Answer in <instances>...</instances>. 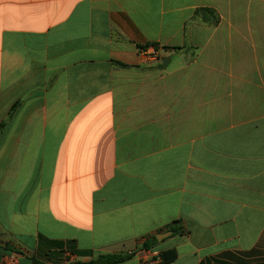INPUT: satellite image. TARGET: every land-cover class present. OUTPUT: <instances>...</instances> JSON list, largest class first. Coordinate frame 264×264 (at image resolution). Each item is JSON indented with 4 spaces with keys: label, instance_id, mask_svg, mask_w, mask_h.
I'll use <instances>...</instances> for the list:
<instances>
[{
    "label": "crops",
    "instance_id": "1",
    "mask_svg": "<svg viewBox=\"0 0 264 264\" xmlns=\"http://www.w3.org/2000/svg\"><path fill=\"white\" fill-rule=\"evenodd\" d=\"M170 251L264 264V0H0V264Z\"/></svg>",
    "mask_w": 264,
    "mask_h": 264
},
{
    "label": "trees",
    "instance_id": "2",
    "mask_svg": "<svg viewBox=\"0 0 264 264\" xmlns=\"http://www.w3.org/2000/svg\"><path fill=\"white\" fill-rule=\"evenodd\" d=\"M213 13L212 10L210 9H201L197 12V14H201V16L203 17L204 20L208 21V14ZM155 48H157V45L153 44ZM147 48V47H145ZM119 65L125 66L124 64H120ZM157 243V239L153 238L152 243L150 244L149 242H146L143 245L144 249H149L150 247H152L153 245H155ZM90 255V253L88 252H83L82 254H79V256H88ZM134 256L133 253L131 254H115V255H99L97 256L95 259H92L89 263L87 264H119L122 262H125L129 259H131ZM160 261L158 264H168L170 262H172L175 258H176V253L174 251H170V252H165L159 255ZM35 264H43L41 262H35Z\"/></svg>",
    "mask_w": 264,
    "mask_h": 264
},
{
    "label": "water",
    "instance_id": "3",
    "mask_svg": "<svg viewBox=\"0 0 264 264\" xmlns=\"http://www.w3.org/2000/svg\"><path fill=\"white\" fill-rule=\"evenodd\" d=\"M168 64H169V58H164V61H163L164 67H167ZM170 235H172V232H166V233L159 234L158 236H156V238L158 241H161L162 239H164Z\"/></svg>",
    "mask_w": 264,
    "mask_h": 264
},
{
    "label": "built area",
    "instance_id": "4",
    "mask_svg": "<svg viewBox=\"0 0 264 264\" xmlns=\"http://www.w3.org/2000/svg\"><path fill=\"white\" fill-rule=\"evenodd\" d=\"M152 54H153V57H157V54H155V53H152ZM141 55L148 56V53L142 52ZM157 261H158V262L160 261L159 256H158V258H157Z\"/></svg>",
    "mask_w": 264,
    "mask_h": 264
}]
</instances>
